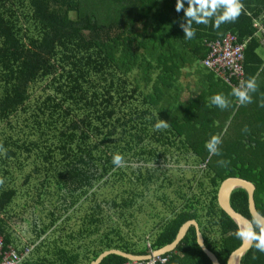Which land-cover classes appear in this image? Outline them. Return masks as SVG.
I'll list each match as a JSON object with an SVG mask.
<instances>
[{"label": "trees", "instance_id": "trees-1", "mask_svg": "<svg viewBox=\"0 0 264 264\" xmlns=\"http://www.w3.org/2000/svg\"><path fill=\"white\" fill-rule=\"evenodd\" d=\"M175 3L0 0V167L17 158L22 170L23 154L31 168L22 184L0 183V232L11 245L8 212L27 187L35 239L22 264H89L113 249L151 255L149 246L156 252L170 245L190 220L227 264L243 242L218 203L230 177L255 185L264 217V107L238 104L235 80L227 83L204 64L209 42L231 33L248 41L244 81L257 79L264 63L259 22L243 10L219 29L193 23L196 35L188 40ZM40 80H47L44 94L32 102L31 86ZM218 93L229 100L226 109L212 103ZM159 118L167 129L154 130ZM214 134L222 136L220 155L206 148ZM116 153L124 167L112 163ZM154 203L161 212L148 213L145 206ZM231 205L252 219L248 191L234 190ZM140 212L149 218L150 226H142L146 248H137L123 226L108 231L116 218L138 230ZM161 256L166 264H213L195 226ZM126 261L132 259L111 254L101 264ZM240 264H264V252L253 244Z\"/></svg>", "mask_w": 264, "mask_h": 264}, {"label": "clouds", "instance_id": "clouds-1", "mask_svg": "<svg viewBox=\"0 0 264 264\" xmlns=\"http://www.w3.org/2000/svg\"><path fill=\"white\" fill-rule=\"evenodd\" d=\"M243 10L242 0H187V6H185V0H176L175 3V11L184 13L180 27L183 29L184 37L188 40L196 35L193 23L204 25L211 23L213 28L219 29L222 24L235 22ZM257 88L255 77H250L234 87L232 95L241 105H246L253 102L252 93L256 92ZM211 100L221 109L229 107L230 102L222 93L215 94ZM260 106L264 107V102H261ZM168 127L167 120L159 118L154 125V130H164ZM222 142V136L214 134L206 142V148L211 155H220ZM112 163L117 167H124L126 162L122 154L116 153L113 155ZM218 163L225 162L219 161ZM0 183H3V179H0ZM235 234L238 238L252 242L258 251L264 252V217L254 215L247 225L238 229ZM161 264H166V262L162 261Z\"/></svg>", "mask_w": 264, "mask_h": 264}, {"label": "rangeland", "instance_id": "rangeland-1", "mask_svg": "<svg viewBox=\"0 0 264 264\" xmlns=\"http://www.w3.org/2000/svg\"><path fill=\"white\" fill-rule=\"evenodd\" d=\"M263 49V48H262ZM260 49L259 53L264 57L263 50ZM195 67L198 68H204L202 64H195ZM264 79V78H263ZM47 80H40L35 82L31 86V90L33 91L32 95V102H35L37 100V96H42L44 94V87H46ZM258 88L257 91L252 93V95H260L264 93V84L260 87L259 86V81H256ZM3 154H5L3 152ZM21 160H24V168L22 170L18 169L19 161L16 159H7L6 167L2 169L0 167V179H3V187H9L10 185H15V183H20L22 184L25 178V175L30 171V161L28 162L25 160V156L23 154H20L18 157ZM6 159V158H4ZM187 173V172H186ZM11 175V176H10ZM172 176L174 179H178L181 176V173H177L176 171H172ZM10 177V178H9ZM187 179L194 180L195 177L191 174L186 175ZM197 184L196 182H194ZM34 185V184H33ZM33 185L31 187H33ZM2 190H0V193ZM29 192V193H27ZM34 193V192H32ZM31 193V194H32ZM29 195L30 191L28 190L27 187H24L22 190L19 191V196L14 202L12 203L11 206V211L8 212V214L11 215V219L9 221V228L12 237L16 239L18 243L23 245L25 242L26 244H29L31 240L35 239V235L32 232L33 229V221L35 219V215L32 213V210L29 209ZM150 200L153 201L152 198ZM153 207V210H158L161 212V208L159 207V204L154 203L153 205H146L145 210L150 213L151 208ZM139 229H136V226L133 225L131 230H128L129 228L126 225V222L120 221L118 218H116V224H114L112 221L111 224H108L111 228L108 231H111L114 227L117 226H123V233L125 236L131 237L137 241V248L143 249L146 248L147 246V239L144 237V231L142 230V226L149 227V218L148 216L145 215V213L140 212L139 213ZM151 222V220H150ZM142 223V224H141ZM134 224V223H133ZM24 244V245H26ZM34 247V246H33Z\"/></svg>", "mask_w": 264, "mask_h": 264}, {"label": "built area", "instance_id": "built-area-1", "mask_svg": "<svg viewBox=\"0 0 264 264\" xmlns=\"http://www.w3.org/2000/svg\"><path fill=\"white\" fill-rule=\"evenodd\" d=\"M255 26L261 33L260 43L264 47V26L259 23H255ZM247 43L248 41L239 43L236 35L227 33L222 40L209 42L210 53L204 64L227 83L232 85V80H235L233 86L236 87L244 81L243 62ZM33 248V246H24L18 249L14 245H8L0 232V264H22ZM149 249L151 255L133 258L132 261L123 264H161L162 261H168L167 257L156 254L150 246Z\"/></svg>", "mask_w": 264, "mask_h": 264}, {"label": "water", "instance_id": "water-1", "mask_svg": "<svg viewBox=\"0 0 264 264\" xmlns=\"http://www.w3.org/2000/svg\"><path fill=\"white\" fill-rule=\"evenodd\" d=\"M239 188H242L248 191L249 210H250L251 216L253 217L254 215H259L263 217L258 212L257 207H256V203L254 199V192L256 190L255 185L252 182L245 180L243 178L230 177L224 180L218 191V203L220 207L222 208V210L233 221H235L239 225L240 229H242L247 225L250 219L246 218L244 215L237 212L231 205V194L233 193L234 190L239 189ZM191 226L196 227L197 242L202 247L203 252L209 257V259L211 260L213 264H221L216 254L212 252L211 250H209L207 246L205 245L203 232L201 231L200 225H198V223L195 220H190L186 222L181 227L175 241L171 243L170 245H167L164 248L156 251L155 253L158 255H162V254L169 253L175 250L178 244L184 239V237L186 236ZM252 245H253L252 242L243 239L242 245L230 255L227 264H240L241 259L251 249ZM111 254L122 255L130 259L147 257V256L132 255L122 250L113 249V250H108V251H105L104 253L99 254L98 257L92 260L89 264H101L104 261V259Z\"/></svg>", "mask_w": 264, "mask_h": 264}, {"label": "crops", "instance_id": "crops-1", "mask_svg": "<svg viewBox=\"0 0 264 264\" xmlns=\"http://www.w3.org/2000/svg\"><path fill=\"white\" fill-rule=\"evenodd\" d=\"M242 3L244 4V10L247 11V13H253L255 15V17H256L255 22L258 21L259 24L264 26V0H242ZM260 49H262L263 53H264V47H261ZM259 50H258V52H259ZM260 56L262 57L263 62H264V57L261 54H260ZM263 78H264V63L262 66V70L259 72L257 79H256V81L257 80L259 81L260 87L264 84ZM252 101H253L252 103H249L251 105V108L253 106H256V107L260 106L261 102H264V93L260 94V95H254L253 94L252 95ZM237 103L239 104V102H237ZM3 237H4V235H3ZM13 238L11 237V239H13ZM4 239H5V237H4ZM24 244H26V242ZM24 244L21 245L14 238L12 240L11 245L18 247V249H22L24 246H33V245H30V243L26 244V245H24Z\"/></svg>", "mask_w": 264, "mask_h": 264}]
</instances>
